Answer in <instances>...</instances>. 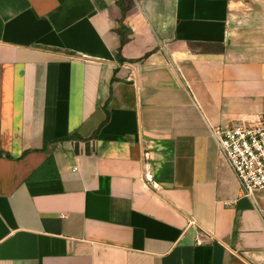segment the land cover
<instances>
[{
  "label": "crops",
  "instance_id": "crops-1",
  "mask_svg": "<svg viewBox=\"0 0 264 264\" xmlns=\"http://www.w3.org/2000/svg\"><path fill=\"white\" fill-rule=\"evenodd\" d=\"M119 1L0 0V264H264V0Z\"/></svg>",
  "mask_w": 264,
  "mask_h": 264
},
{
  "label": "built area",
  "instance_id": "built-area-1",
  "mask_svg": "<svg viewBox=\"0 0 264 264\" xmlns=\"http://www.w3.org/2000/svg\"><path fill=\"white\" fill-rule=\"evenodd\" d=\"M219 153L236 175L242 193L264 192V116L212 130Z\"/></svg>",
  "mask_w": 264,
  "mask_h": 264
},
{
  "label": "trees",
  "instance_id": "trees-1",
  "mask_svg": "<svg viewBox=\"0 0 264 264\" xmlns=\"http://www.w3.org/2000/svg\"><path fill=\"white\" fill-rule=\"evenodd\" d=\"M119 4L122 8L123 11V16L126 14V12L133 6V0H120ZM119 34L121 37V43H120V47L118 49V53H117V57L119 59H122L121 57V51H122V47L123 45L126 43L127 41V34H128V30L125 29L123 23H121V29L119 30Z\"/></svg>",
  "mask_w": 264,
  "mask_h": 264
}]
</instances>
